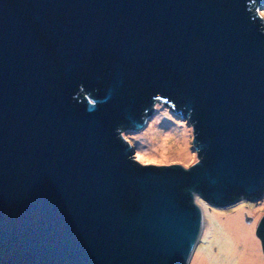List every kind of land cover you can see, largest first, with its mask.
Instances as JSON below:
<instances>
[{
  "label": "water",
  "instance_id": "water-1",
  "mask_svg": "<svg viewBox=\"0 0 264 264\" xmlns=\"http://www.w3.org/2000/svg\"><path fill=\"white\" fill-rule=\"evenodd\" d=\"M261 1L0 0V264H189L197 197L264 196ZM156 102L192 166L136 159Z\"/></svg>",
  "mask_w": 264,
  "mask_h": 264
},
{
  "label": "rangeland",
  "instance_id": "rangeland-1",
  "mask_svg": "<svg viewBox=\"0 0 264 264\" xmlns=\"http://www.w3.org/2000/svg\"><path fill=\"white\" fill-rule=\"evenodd\" d=\"M257 11L264 18V3ZM152 110L151 117L141 130L123 131L125 138L135 147L136 159L143 164H181L184 167L195 164L199 158L194 149L193 126L182 116L172 112L164 103L156 102ZM168 120L188 129V158L161 161L144 157L143 155L148 153L146 148L152 149L147 143L148 136L150 137L148 130ZM156 131H163V127L157 128ZM196 201L202 203L207 223L189 264H204L205 256L213 264H264L262 245L256 235L257 225L264 215V196L256 201L241 199L226 208L212 207L200 197H197ZM238 232L242 235L236 236Z\"/></svg>",
  "mask_w": 264,
  "mask_h": 264
},
{
  "label": "bare ground",
  "instance_id": "bare-ground-1",
  "mask_svg": "<svg viewBox=\"0 0 264 264\" xmlns=\"http://www.w3.org/2000/svg\"><path fill=\"white\" fill-rule=\"evenodd\" d=\"M158 118V117H157ZM163 127V131H156L157 128ZM153 129L148 130L150 137L148 136V145L152 147L146 148L148 153L143 156L148 159H155L161 161H168L174 158H188L189 154V137L188 129L185 126L176 124L168 120V122H163L161 124L153 126ZM145 138H143L144 140ZM207 220L204 221V226ZM240 233V232H238ZM236 234V236L242 235ZM204 264H213L210 259L204 257Z\"/></svg>",
  "mask_w": 264,
  "mask_h": 264
},
{
  "label": "clouds",
  "instance_id": "clouds-1",
  "mask_svg": "<svg viewBox=\"0 0 264 264\" xmlns=\"http://www.w3.org/2000/svg\"><path fill=\"white\" fill-rule=\"evenodd\" d=\"M263 3H264V0H262V1L260 2L261 6H262ZM259 7H260V6H259ZM259 7H258V8H259Z\"/></svg>",
  "mask_w": 264,
  "mask_h": 264
}]
</instances>
